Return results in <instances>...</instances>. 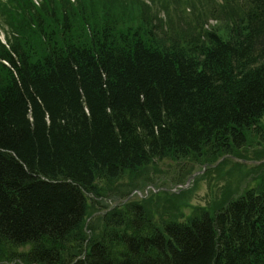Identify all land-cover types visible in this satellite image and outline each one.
Instances as JSON below:
<instances>
[{"label": "trees", "instance_id": "trees-1", "mask_svg": "<svg viewBox=\"0 0 264 264\" xmlns=\"http://www.w3.org/2000/svg\"><path fill=\"white\" fill-rule=\"evenodd\" d=\"M154 1L0 0V264H264V162L185 221L163 192L85 226L156 160L264 145V0Z\"/></svg>", "mask_w": 264, "mask_h": 264}, {"label": "rangeland", "instance_id": "rangeland-1", "mask_svg": "<svg viewBox=\"0 0 264 264\" xmlns=\"http://www.w3.org/2000/svg\"><path fill=\"white\" fill-rule=\"evenodd\" d=\"M179 4L181 7L184 6L183 2ZM161 6L160 0L159 2L158 0L154 1V8L159 11V16L164 14V10ZM178 10L181 12V9ZM0 28L4 29L1 25V19ZM261 123L264 124V119H262ZM258 141L262 142L263 140L259 137H256V139H253V141L250 142V144H248L244 150H242L243 153L250 156L251 160L257 159V157H254L256 152H264V145L258 143ZM259 160H264V153ZM212 164L204 158L199 159L197 162L193 157H187L186 159L181 158L178 160H171L170 158L156 160L153 164L148 166L146 174L142 173L141 171L132 181L127 175L124 176V178L119 181L120 188L118 190H108L105 195L95 201L101 202V205L104 207L105 205L108 206L119 200V196L120 198H123L121 196L123 193L129 194L133 190L135 191L131 198L142 199L145 198V196H150L151 191H156L159 189H172V191L175 192L180 191L179 193L184 191V194L182 193L181 196L178 197V201L182 205L177 203L175 204L173 200H171L174 203V206L177 205L173 215L177 214V216L180 217V211H183L185 216H187L188 214L194 212L196 207H207L208 205H212L216 202L219 203V200L222 199L223 195H226L228 191L235 193L239 189H242L244 186L248 185L247 180H251L250 178L252 175L249 174V169H253L252 166H254L255 163L245 162L244 165H241L232 162L231 160H227L226 163L223 162L220 164L219 162L217 165ZM244 172L247 173L244 174ZM190 174L196 175L190 177V181L187 183L186 180L189 178ZM185 184L187 186L183 187ZM180 188L181 190H179ZM159 201L160 203L164 202L162 199ZM185 202L186 204H184ZM98 211L99 210L94 211L95 214L90 216L87 221H92V219H94V217L99 214ZM94 223L97 222L95 221ZM85 226H87L86 223ZM21 248L22 247H20V250H22ZM25 250L26 249L22 251ZM15 261L17 260L15 259L12 262L14 263ZM6 263L9 264L10 262Z\"/></svg>", "mask_w": 264, "mask_h": 264}]
</instances>
